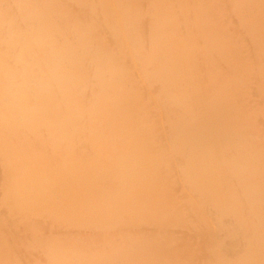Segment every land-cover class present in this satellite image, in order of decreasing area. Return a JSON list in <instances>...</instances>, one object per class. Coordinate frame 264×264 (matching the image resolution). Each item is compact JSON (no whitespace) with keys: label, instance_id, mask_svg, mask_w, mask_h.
Returning <instances> with one entry per match:
<instances>
[{"label":"bare ground","instance_id":"6f19581e","mask_svg":"<svg viewBox=\"0 0 264 264\" xmlns=\"http://www.w3.org/2000/svg\"><path fill=\"white\" fill-rule=\"evenodd\" d=\"M0 264H264V0H0Z\"/></svg>","mask_w":264,"mask_h":264}]
</instances>
